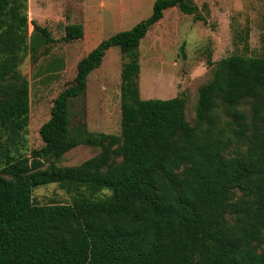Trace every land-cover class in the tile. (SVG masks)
<instances>
[{
	"label": "trees",
	"instance_id": "16d2710c",
	"mask_svg": "<svg viewBox=\"0 0 264 264\" xmlns=\"http://www.w3.org/2000/svg\"><path fill=\"white\" fill-rule=\"evenodd\" d=\"M172 8L205 22L193 0H155L147 19L77 63L38 130L43 146L27 152L28 83L18 66L54 39L33 21L28 35L27 0H0V264H264V17L261 57L218 61L191 125L183 95L139 94L140 42ZM63 31L65 43L83 37L78 24ZM247 37L235 41L245 51ZM112 47L123 59L119 135L90 132L82 106L72 124L71 112ZM77 147L99 152L57 165ZM50 184L71 203H35L33 189Z\"/></svg>",
	"mask_w": 264,
	"mask_h": 264
},
{
	"label": "rangeland",
	"instance_id": "374dc122",
	"mask_svg": "<svg viewBox=\"0 0 264 264\" xmlns=\"http://www.w3.org/2000/svg\"><path fill=\"white\" fill-rule=\"evenodd\" d=\"M111 1L103 0L101 3ZM154 1L125 0L126 6L134 9L127 19L113 17L112 21L106 18L101 26L97 22L95 27L88 21L86 34L90 40L82 37L71 43L62 41L63 25H83L82 14L93 22L103 11L98 8L95 12L89 9L81 12L83 0L31 1L33 12L27 6L28 35L32 32L30 22L33 21L46 27L54 42L41 49L35 59L25 56L18 66V72L28 83V127L23 135L27 152L43 146L38 130L50 117L53 99L72 83L77 63L103 40L128 31L147 19ZM85 2L94 8L100 0ZM193 3L205 22L195 20L193 15L183 14L176 8L166 10L163 18L146 33L138 49L141 99L168 100L183 95L186 98L185 119L191 125L198 88L211 80L218 61L233 54L261 57L264 17V0H193ZM115 7L118 8L113 5L111 11L105 12L115 14ZM245 30H248L246 51L241 43L235 44L237 34ZM208 58L210 65L207 64ZM122 63L119 48L112 47L106 51L101 65L87 77L83 102H76L71 108L72 124L79 121L78 111L82 106L83 119L90 132L119 135ZM241 108L250 116L248 102ZM230 150L234 152L235 148ZM98 152L93 148L77 147L66 153L57 165L78 166ZM32 197L38 205L71 203V198L55 184L33 189Z\"/></svg>",
	"mask_w": 264,
	"mask_h": 264
},
{
	"label": "crops",
	"instance_id": "0c3cea01",
	"mask_svg": "<svg viewBox=\"0 0 264 264\" xmlns=\"http://www.w3.org/2000/svg\"><path fill=\"white\" fill-rule=\"evenodd\" d=\"M31 1L32 0H27V6L29 7L30 11H32ZM35 1H37V0H35ZM102 1L103 0H100L99 4H97V6L95 5L94 8H92L91 6L87 5L85 0H83V4L80 5L81 6V8H80L81 12H83V10L85 12L86 9H89V10H92L93 12H95L96 10H98V8L103 11L102 14L99 17H96L95 20L93 19V22H91V20H89L88 17L86 18V16L84 14H82V16L84 18V23L81 26H83L82 27L83 28V38H85V39L89 37L86 34V26H87V24L89 22L92 24L93 27H95L97 22H99L98 26H101V24H103L105 22L106 18H109L112 21H113V17H114V19L117 18V19H120V20L127 19L129 17L130 11L134 10V9H131L130 7L126 6L125 0H116V1H113V2L111 0H109L111 2L107 3V4H104V2L101 3ZM113 5H116L118 7V8L115 7V9H113L116 12L115 14L105 12V11H108V12L111 11L112 8H113ZM109 15H112V16H109ZM67 24H69V23H65L63 25V28ZM94 31H96L95 28H94ZM92 36L95 37L96 33L93 34ZM88 40H90V37L88 38Z\"/></svg>",
	"mask_w": 264,
	"mask_h": 264
}]
</instances>
